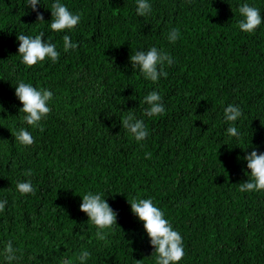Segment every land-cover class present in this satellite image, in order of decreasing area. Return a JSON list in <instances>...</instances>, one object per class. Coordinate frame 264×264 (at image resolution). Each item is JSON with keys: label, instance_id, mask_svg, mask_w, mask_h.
<instances>
[{"label": "trees", "instance_id": "obj_1", "mask_svg": "<svg viewBox=\"0 0 264 264\" xmlns=\"http://www.w3.org/2000/svg\"><path fill=\"white\" fill-rule=\"evenodd\" d=\"M243 0H151L148 17L135 0H63L81 16L73 31L57 33L52 0L37 13L24 0H0V250L11 240L22 264H155L154 247L131 212L134 198H152L184 243L179 264H264V190L241 192L250 175L243 156L264 151V24L239 30ZM264 13V0H248ZM172 27L181 37L167 39ZM44 31L60 58L27 67L20 34ZM78 44L64 51L63 35ZM156 46L173 64L157 83L133 69L130 55ZM54 92L43 129L22 125L18 81ZM158 90L161 116H144V96ZM237 104L239 139L226 136L223 110ZM127 110L150 135L137 143L122 128ZM34 137L24 147L18 127ZM30 176H25L26 172ZM34 194L21 195L18 180ZM102 191L118 213L102 235L80 210L82 195ZM81 195V196H80Z\"/></svg>", "mask_w": 264, "mask_h": 264}, {"label": "clouds", "instance_id": "obj_2", "mask_svg": "<svg viewBox=\"0 0 264 264\" xmlns=\"http://www.w3.org/2000/svg\"><path fill=\"white\" fill-rule=\"evenodd\" d=\"M25 8L37 13V21H44L43 15L39 12V7L43 6L41 0H24ZM136 14L141 17H148L153 12L151 0H135ZM39 6V7H38ZM44 7V6H43ZM51 23L48 28L57 33L73 31L81 22V16L74 13L63 3V0H52ZM240 19L238 28L245 33H254L261 24H264V13L259 7L250 4L248 0H243L238 5ZM44 31L36 35L20 34L17 36L19 42L18 55L21 62L32 67L38 63L50 60L53 63L60 58V52L56 43L45 38ZM181 37L179 27H172L167 33V39L175 44ZM78 44L74 42L70 35H63L64 51L74 50ZM130 62L133 69L139 71L145 80L157 83L161 77L168 75L165 66L173 64V57L170 53L156 46H151L147 50H136L130 55ZM15 96L22 104L19 109L23 113L22 125L31 128L43 129V121L51 112V102L54 98V92L49 88L35 86L31 82L20 80L16 83ZM144 103L147 107L144 109V116L152 118L161 116L166 112V106L163 97L158 90L150 91L144 96ZM243 116L242 109L237 104H228L223 110V120L228 124L226 136L239 139L241 133L236 126V122ZM122 128L137 143L145 141L150 135L145 120L138 118L135 112L127 110V114L121 120ZM16 141L28 147L34 143V137L29 127H18L15 133ZM246 162V168L250 170L245 182L239 183L241 192H258L264 190V151L253 148L243 156ZM25 176H30L31 172H26ZM16 190L21 195L34 194L35 188L31 180L21 179L16 183ZM81 196V195H80ZM80 210L88 217L98 230V235L103 234L104 229H110L117 224L118 213L110 206L106 195L102 191H87L82 196ZM130 203L132 214L143 224L150 244L154 247L155 264H179L185 255L182 236L176 230L169 219L166 218L164 211L158 207L152 198H134ZM8 205L6 198H0V213L5 211ZM91 253L88 250H82L78 260L80 264H87ZM24 255L21 249L16 247L9 240L2 250H0V264H22ZM63 264H71L69 259H65Z\"/></svg>", "mask_w": 264, "mask_h": 264}]
</instances>
